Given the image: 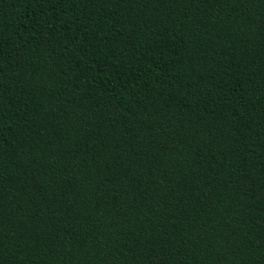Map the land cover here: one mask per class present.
I'll use <instances>...</instances> for the list:
<instances>
[{
    "label": "trees",
    "instance_id": "trees-1",
    "mask_svg": "<svg viewBox=\"0 0 264 264\" xmlns=\"http://www.w3.org/2000/svg\"><path fill=\"white\" fill-rule=\"evenodd\" d=\"M0 264H264V0H0Z\"/></svg>",
    "mask_w": 264,
    "mask_h": 264
}]
</instances>
